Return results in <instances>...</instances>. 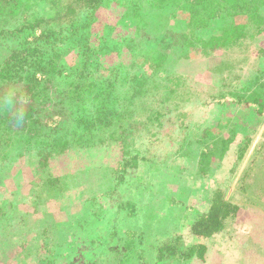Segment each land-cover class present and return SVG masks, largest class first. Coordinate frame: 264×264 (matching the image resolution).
Masks as SVG:
<instances>
[{
	"label": "trees",
	"instance_id": "obj_1",
	"mask_svg": "<svg viewBox=\"0 0 264 264\" xmlns=\"http://www.w3.org/2000/svg\"><path fill=\"white\" fill-rule=\"evenodd\" d=\"M111 8L119 11V18L98 33V22ZM263 8L264 0H0V38L13 39L9 48L0 50V161L8 165L11 152L22 146L29 154L38 191L55 195L59 178L63 184L73 176L69 172L75 161L93 157V165L112 170L104 183L110 176L109 192L118 193L134 170L146 163L154 166L150 148L146 146L144 153L137 145L143 133L151 145L153 139L178 150L190 132L186 121L192 112H184V107L197 93L181 88L184 76L170 73L164 81L169 55L212 59L211 68L221 73L222 85L218 96L210 99L221 102L232 96L235 106L252 108L263 123L260 139L249 151L254 135L241 143H235L233 134L207 142L208 128L199 130L195 137L202 148L197 167L204 174L236 145V162L228 178L214 188L208 206L185 222L182 233L160 238L151 248L153 253H146L142 232L134 242L127 239L120 245L129 253L137 247L134 254L139 264L205 261L209 240L243 222L254 225L252 217L246 218L249 210L264 211V164L254 156L264 146V80L259 72L253 88L236 89L233 84L255 55L264 58ZM170 18L176 26L183 22L184 28L172 31L170 23L161 22ZM150 24L166 31L154 48L137 46V40L142 44L151 37ZM120 27L129 33L111 37ZM125 48L124 61L104 71L102 57L113 53L119 57ZM228 88L235 91L223 94ZM109 148L118 153L104 160ZM56 162L63 169L57 178L50 167ZM231 178L237 183L235 190L229 189ZM256 187L260 189L257 196L253 194ZM126 206L128 214L134 212L133 204ZM186 232L194 244L183 246ZM37 256L40 264H47L44 255Z\"/></svg>",
	"mask_w": 264,
	"mask_h": 264
},
{
	"label": "rangeland",
	"instance_id": "obj_2",
	"mask_svg": "<svg viewBox=\"0 0 264 264\" xmlns=\"http://www.w3.org/2000/svg\"><path fill=\"white\" fill-rule=\"evenodd\" d=\"M111 10L98 22V33H101L102 27L114 25L119 18V11ZM108 21L111 22L105 23ZM161 22L170 23L172 31L184 28L183 22H179L180 28L171 18ZM151 24L147 28L151 37L143 39L142 44L137 40V46L154 48L166 31L160 27L151 28ZM120 28L122 32L118 31ZM120 28H115L111 37L129 33L126 27ZM133 32L134 29L129 36ZM12 42L11 38H0V50L9 48ZM262 45L264 48V42ZM127 52L125 48L119 57L115 53L102 57L106 66L103 70L107 71L113 63L123 62ZM168 63L169 69L161 78L165 81V76L170 73L184 76L187 79L181 88H192L197 93L184 107V112H192L186 121L190 132H187L186 140L178 150L167 143H154L153 139L151 145L143 133L144 139L137 145L144 153L146 146L150 148L154 166L146 163L134 170L126 183L119 187L118 193L109 192L110 176L109 181L104 183L112 170L106 165H93V157H79L69 172L73 176L63 184L60 178L56 182L55 188L59 190L62 186V191L57 190L55 195L38 191L34 171L28 165L29 154L22 146L11 152L8 165L6 161H0V207L4 212L0 216V264H40L37 254L44 255L47 264H118L117 259L124 252L126 255L122 257V264H139L134 254L137 247L129 253L120 247L122 241L128 239L134 242L137 233L142 232L146 253H153L151 248L160 238L182 233L185 222L208 206L214 188L228 178L236 162L237 148L232 144L222 162L214 164L204 174L197 167V156L202 146L198 144L195 134L208 128L207 142L224 138V134L227 137L233 134L236 136L235 143L254 135L251 151L260 139L263 123L257 121L252 108L232 104V96H226L222 104L210 99V96H218L216 91L222 85L221 73L211 68L212 59H182L172 53ZM259 72L264 80V58L255 55L238 83L233 82L235 88L251 86L254 76H260ZM231 91L235 90L224 89L223 94ZM205 100L206 105H202ZM263 149L264 146L254 155L255 161L260 164H264ZM117 151L107 149L104 160L114 158ZM72 158L76 160L78 157ZM85 160L89 164H85ZM50 167L56 178L63 173L57 162ZM76 169H81V172ZM229 186L230 190H235L237 183L231 178ZM256 193L260 194L259 187L255 188L253 194L257 196ZM171 199L176 200L177 204ZM126 204L134 205L133 213L128 214ZM247 205L253 209L252 205ZM254 210L255 213L249 210L246 216L252 217L254 225L243 222L239 228L232 227L230 232L214 236L207 242L205 261L189 260L182 264H264V211ZM182 240L183 246L195 243L187 232L182 235ZM145 258L148 256L145 255Z\"/></svg>",
	"mask_w": 264,
	"mask_h": 264
}]
</instances>
